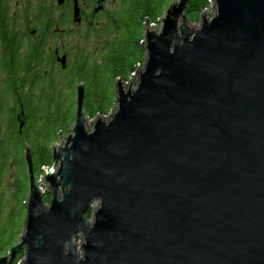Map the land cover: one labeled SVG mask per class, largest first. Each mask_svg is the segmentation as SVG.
Segmentation results:
<instances>
[{"label": "water", "instance_id": "obj_1", "mask_svg": "<svg viewBox=\"0 0 264 264\" xmlns=\"http://www.w3.org/2000/svg\"><path fill=\"white\" fill-rule=\"evenodd\" d=\"M212 2L199 28L186 0L146 23L145 70L91 131L77 85L40 181L26 149L25 226L0 264H264V0Z\"/></svg>", "mask_w": 264, "mask_h": 264}, {"label": "trees", "instance_id": "obj_2", "mask_svg": "<svg viewBox=\"0 0 264 264\" xmlns=\"http://www.w3.org/2000/svg\"><path fill=\"white\" fill-rule=\"evenodd\" d=\"M171 3L172 0H121L106 23L99 27L102 29L93 28L81 33L83 43L95 36L97 48H101L100 41L104 39L101 33L109 28L117 32L116 37L102 42L103 50L93 57V63L82 46L73 49V55L68 54L70 60L66 71L61 67L59 71L56 69L53 57L50 79H46L40 70L21 73V82L30 88L27 101L15 106L17 112L20 106L27 116L24 127L21 129L18 120L13 119L0 128V258L10 254L24 230L30 185L26 148L30 149L34 175L39 181L43 169L52 164V146L61 136L71 132L75 120L76 86L85 85L84 112L89 119L109 115L116 106L117 80L129 83L137 71L136 66L146 63L147 53L143 46L146 23L158 25ZM211 8L212 0H186L185 15L191 24H199ZM30 59L41 61L40 57ZM63 76L68 78L67 82L62 81ZM45 201L50 203L49 195ZM90 213L89 210L87 215ZM24 258L22 251L14 264Z\"/></svg>", "mask_w": 264, "mask_h": 264}, {"label": "flooded vegetation", "instance_id": "obj_3", "mask_svg": "<svg viewBox=\"0 0 264 264\" xmlns=\"http://www.w3.org/2000/svg\"><path fill=\"white\" fill-rule=\"evenodd\" d=\"M110 1L0 0V128L3 121L18 120L21 115V107L17 112L5 106L27 101L21 73L40 70L50 79L53 57L62 67L59 61L65 57L68 63V54L73 55L69 36H82L84 31L103 26L117 7ZM76 6L80 22H75ZM35 57L41 61L30 59Z\"/></svg>", "mask_w": 264, "mask_h": 264}, {"label": "rangeland", "instance_id": "obj_4", "mask_svg": "<svg viewBox=\"0 0 264 264\" xmlns=\"http://www.w3.org/2000/svg\"><path fill=\"white\" fill-rule=\"evenodd\" d=\"M112 1V2H111ZM110 1V4L111 3H120V1L121 0H118V1H116V0H111ZM213 1V0H212ZM215 5H214V3H213V6H212V8H211V10H209V11H207L206 13H205V16H208V17H210L213 13H214V11H215ZM165 17V15L159 20V24L158 25H154V24H149V27L150 28H152V25H153V29H154V31H156V32H159L160 30H161V20L163 19ZM199 24H201V22L199 23ZM199 24H192L191 25V27L192 28H197V26H199ZM98 30L99 29H102V28H97ZM101 32V31H100ZM102 35H104V39L102 40V41H100V47L101 48H97V46H98V39H94V37L95 36H91L86 42H84L83 43V41H84V35H82V36H80V35H78V36H69V38H68V46H71V47H68V48H71L72 50L73 49H79V48H81L82 46H84V53H87L86 55L88 56V57H90V63H93L94 61H95V55L97 54V53H99L101 50H103L102 49V42H105V43H107L108 42V39H113L114 38V36L116 37V34H117V32L115 31V30H113V29H111V28H109V30L108 29H106L105 31H103L102 33H101ZM143 42H145V40L143 41ZM56 43V42H55ZM66 44H67V42H66ZM94 57V58H93ZM74 60V59H73ZM73 60H71V62L73 61ZM60 62V64L62 65V67H61V69H62V71H66V69H67V65H68V63L66 62L65 63V67H64V65L62 64V60H60L59 61ZM70 64V63H69ZM56 69H58V71L60 70V65L59 64H57L56 63ZM70 72V71H69ZM68 76H69V73H68ZM64 77V76H63ZM62 77V81H65L66 80V82L68 81V78H63ZM66 82H64L63 83V85L65 86V87H67V83ZM130 83V82H129ZM129 83H127L125 86H124V88L125 89H127L128 87H129V85L131 84H129ZM129 84V85H128ZM132 84H137V80L135 79V80H133V83ZM131 84V85H132ZM21 87L23 88V91H26L27 93H25V95H26V97H29V94L30 93H28V91H29V87L27 86V84L26 83H21ZM77 87V86H76ZM68 92V91H67ZM75 102V105H74V119H75V112H76V100L74 101ZM17 104H12V105H10V106H5V108L7 109V108H15V106H16ZM19 105V104H18ZM20 108V106L18 107V109ZM83 111H84V101H83ZM85 113V112H84ZM5 114V113H4ZM21 115H20V117L18 118V122H19V124H20V128L22 129L23 127H24V121H25V115H24V111L23 110H21V113H20ZM28 114V113H27ZM6 116H8L7 114H5ZM85 115H86V113H85ZM27 117V116H26ZM20 120H22V125H21V122H20ZM96 120H97V118H95V119H89L88 118V123L86 122V128L89 130V131H91L92 130V127L94 126V123L96 122ZM6 123H7V120L6 121H4L3 122V125H6ZM74 124H75V120H74ZM73 124V126H72V128H71V132H70V134L69 135H66V136H61L60 137V139L58 140V142H56L55 144H56V146H57V148H59L60 147V144H61V141H62V148H64L65 146V144H66V142H67V140H68V138L70 137V135H72V136H74V134H73V130H74V127H75V125ZM55 144L52 146V153H53V147L55 146ZM27 149V148H26ZM26 153V152H25ZM32 156V155H31ZM32 163H33V161H32ZM27 164V163H26ZM27 166V165H26ZM51 167V166H50ZM27 170H28V166H27ZM44 170V169H43ZM29 174V173H28ZM43 177V176H42ZM41 188H42V190L44 191L45 190V187L42 185L41 186ZM48 195V194H47ZM50 196V200H51V195H49ZM45 197H46V195L44 196V199H45ZM46 202V201H45ZM97 207H98V204H94L92 207H91V213L89 214V215H87V219H88V222L89 223H92V221H93V213H94V211L97 209ZM24 226H25V221H24ZM76 241H78L79 242V244H78V249L80 250V248H81V246H82V240L79 238V237H77L76 238ZM24 252V251H23ZM24 254H25V252H24ZM80 255H82V253L80 254ZM24 261H25V258L24 259H22L21 260V262L19 263V264H24Z\"/></svg>", "mask_w": 264, "mask_h": 264}, {"label": "bare ground", "instance_id": "obj_5", "mask_svg": "<svg viewBox=\"0 0 264 264\" xmlns=\"http://www.w3.org/2000/svg\"><path fill=\"white\" fill-rule=\"evenodd\" d=\"M212 6H213V2H212ZM201 22V21H200ZM201 26V24H199V26H197V28H199ZM137 67V71H136V73L134 74V75H132V77H131V79H133V80H139L140 79V73L141 72H143L144 70H145V65L144 66H136ZM121 83H122V85H126V84H123V82L121 81ZM84 85V84H83ZM119 85V80H117V82H116V87ZM83 90L84 91H86V88H85V85H84V88H83ZM115 111H118V107L117 106H115L114 107V109L110 112V114L109 115H107V116H104V117H102V118H105V117H112L113 116V113L115 112ZM88 118V117H87ZM98 118V117H97ZM87 121H88V119H87ZM88 123V122H87ZM95 124V123H94ZM42 178V177H41ZM41 180V179H40ZM39 180V181H40ZM38 181V180H37ZM47 204V203H46ZM48 205V204H47ZM22 236V235H21ZM21 238V237H20ZM19 238V239H20ZM18 239V240H19ZM78 244H79V242L78 241H76V239L75 240H73V245L74 246H78Z\"/></svg>", "mask_w": 264, "mask_h": 264}]
</instances>
